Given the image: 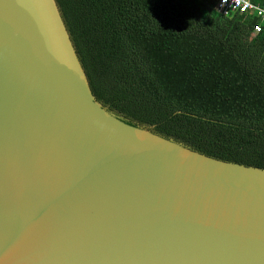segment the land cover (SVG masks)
Wrapping results in <instances>:
<instances>
[{"label":"water","instance_id":"obj_1","mask_svg":"<svg viewBox=\"0 0 264 264\" xmlns=\"http://www.w3.org/2000/svg\"><path fill=\"white\" fill-rule=\"evenodd\" d=\"M0 264H264V169L127 124L55 0H0Z\"/></svg>","mask_w":264,"mask_h":264},{"label":"trees","instance_id":"obj_2","mask_svg":"<svg viewBox=\"0 0 264 264\" xmlns=\"http://www.w3.org/2000/svg\"><path fill=\"white\" fill-rule=\"evenodd\" d=\"M55 1L104 108L201 154L264 169L256 15L221 14L216 0Z\"/></svg>","mask_w":264,"mask_h":264},{"label":"built area","instance_id":"obj_3","mask_svg":"<svg viewBox=\"0 0 264 264\" xmlns=\"http://www.w3.org/2000/svg\"><path fill=\"white\" fill-rule=\"evenodd\" d=\"M216 9L221 14H229L230 12L250 13L258 17L260 25L256 27V31L264 32V2L254 4L251 0H216Z\"/></svg>","mask_w":264,"mask_h":264}]
</instances>
